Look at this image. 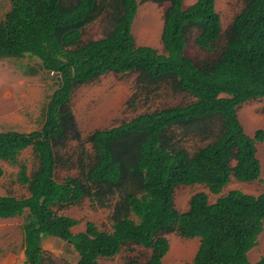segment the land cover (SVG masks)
Returning <instances> with one entry per match:
<instances>
[{
	"label": "trees",
	"instance_id": "trees-1",
	"mask_svg": "<svg viewBox=\"0 0 264 264\" xmlns=\"http://www.w3.org/2000/svg\"><path fill=\"white\" fill-rule=\"evenodd\" d=\"M10 1L0 19V59L31 55L57 76L38 128L0 130V161L19 164L18 181L28 192L0 193V218H24V264H58L43 246L46 236L71 244L79 254L75 264H99L134 245L152 252L144 263L131 258L126 264H164L172 232L199 238L189 264H264V256H248L264 231V191L223 193L232 178L248 183L262 175L257 143L264 142V129L247 133L239 109L264 98V0H241L225 31L217 0L187 7L184 0H145L170 2L163 53L136 43L138 0ZM100 18L107 23L103 37L85 40L88 25ZM193 29L195 44L206 52L224 38L218 58L196 62L187 54ZM110 73H136L140 90L164 84L191 100L95 130L83 141L73 93ZM73 138L80 144L76 163L63 153ZM195 138L205 143L190 150L186 143ZM28 148L36 159L32 169L18 160ZM59 167L79 172L60 179ZM195 184L219 196L211 202L197 192L188 209L178 210L175 189ZM86 198L111 208L110 229L88 221L73 234L80 220L62 211Z\"/></svg>",
	"mask_w": 264,
	"mask_h": 264
},
{
	"label": "rangeland",
	"instance_id": "rangeland-1",
	"mask_svg": "<svg viewBox=\"0 0 264 264\" xmlns=\"http://www.w3.org/2000/svg\"><path fill=\"white\" fill-rule=\"evenodd\" d=\"M195 0H184V6ZM138 13L133 24V34L137 45H149L164 52L162 30L164 15L170 2H153L138 0ZM242 6L241 0H218L217 9L222 15L224 31L231 24L234 16ZM10 0H0V19L10 9ZM106 22L103 18L88 25L84 39H99L104 35ZM198 30L193 29L189 34L187 54L196 62L207 58H218L225 40L222 37L218 48L214 52L201 50L195 44ZM136 73H110L98 80L78 87L72 97L81 140L98 129L119 125L132 117L147 111H154L165 106L187 103L191 98L181 92H175L166 85L152 87L151 91L140 90L136 86ZM57 76L44 69L36 57L25 55L22 58L3 56L0 59V130L17 129L31 131L41 125V110L49 94L56 88ZM239 118L247 133L264 129V98L252 99L244 103L239 109ZM205 142L195 138L186 143L190 150L203 145ZM84 146L89 147L86 142ZM258 156L262 163L261 178L254 182H239L232 178L223 193L233 189H240L247 193L260 194L264 191V142H258ZM80 151V144L76 139H70L69 145L63 151L66 157H72L74 163ZM32 169L36 159L31 148L24 150L18 158ZM4 175L0 177V193L27 195V189L18 181L19 164L13 165L7 161H0ZM29 170V169H28ZM77 168L59 167L56 175L62 179L68 175H76ZM208 193L211 202L219 195L210 193L201 184L179 185L175 189V206L184 211L189 207V200L197 192ZM80 220L72 229L73 234L86 229L88 221L94 222L100 229H110L111 208L94 207L86 198L80 204L73 205L62 211ZM23 216L9 219L0 218V264H24ZM170 249L164 257V264H189L199 246V238L186 239L176 232L167 234ZM44 248L51 254L58 264H75L79 258L75 248L56 237L46 236L43 240ZM152 250L141 246L124 248L119 254L111 258L100 259L99 264H126L131 258L144 263ZM251 261H257L264 256V231L260 235L258 244L248 253Z\"/></svg>",
	"mask_w": 264,
	"mask_h": 264
},
{
	"label": "crops",
	"instance_id": "crops-1",
	"mask_svg": "<svg viewBox=\"0 0 264 264\" xmlns=\"http://www.w3.org/2000/svg\"><path fill=\"white\" fill-rule=\"evenodd\" d=\"M195 1H196V0H195ZM195 1H194V2H195ZM217 1H218V0H217ZM221 16H222V15H221ZM222 20H223V19H222Z\"/></svg>",
	"mask_w": 264,
	"mask_h": 264
}]
</instances>
